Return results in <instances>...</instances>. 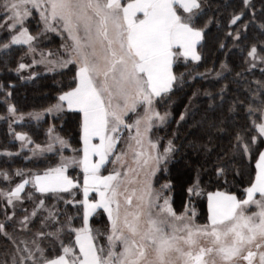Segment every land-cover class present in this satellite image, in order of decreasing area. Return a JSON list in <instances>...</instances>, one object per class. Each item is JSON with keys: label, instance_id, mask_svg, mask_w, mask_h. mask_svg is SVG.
Masks as SVG:
<instances>
[{"label": "snow or ice", "instance_id": "6c2138e0", "mask_svg": "<svg viewBox=\"0 0 264 264\" xmlns=\"http://www.w3.org/2000/svg\"><path fill=\"white\" fill-rule=\"evenodd\" d=\"M251 8L250 0H240L227 22V37L241 53L246 52L244 63L249 68L256 67L257 61L264 64V18L249 42L247 30L256 23V14L253 11L247 21L244 17ZM205 9L206 0H0V28L7 29V36L0 38L3 55L22 49L24 55L33 56L32 65H52L49 71L75 65L66 90L61 86L54 102L41 111L20 112L11 101L13 86L9 84L5 92V115L0 120H8L9 134L19 142L20 151L0 154L19 156L27 149L36 159L33 168H17L14 173L0 170V179L10 186L0 191L7 205L15 209L17 202L21 207L25 201L32 204L12 232L0 222L5 245L0 264H264V81H256L255 89L249 86L243 98L236 93L228 114L223 110L228 89L221 88V104H210L196 122L201 138L206 137L196 148L205 156L215 151L213 142L223 135L233 141L229 159L221 154L223 150L216 152L211 168L215 180L223 178L227 183L233 167L235 175H241L240 166H245L247 158L251 179L243 198L207 191L206 222L200 224L192 198L205 195L204 164L195 169L186 189L188 204L180 214L168 194L172 182L157 190L152 181L161 163L166 165L177 153L179 138L178 128L163 152L159 150V139L153 140L152 132L158 123H166L169 113L162 115L156 105L176 87L174 65L181 60L185 66L202 61L206 29L213 19L201 25ZM32 21L35 34L29 27ZM49 33L61 37L62 52L45 56L37 46ZM242 42L247 46H241ZM225 46L220 44L221 49ZM37 52L40 60L35 59ZM53 55L57 58L50 59ZM32 65L21 56L14 71L19 75ZM221 69L217 76L226 79L223 70L228 65L221 63ZM20 79L26 78L21 75ZM179 80L183 82V73ZM241 109L243 124L235 119ZM66 110L77 121L79 149L72 148L56 129L55 120ZM188 110L186 106L178 125L186 120ZM25 116L36 122L34 134H39L41 121H53L44 130L42 143L28 132L12 129ZM125 130L126 150L117 152ZM68 149L74 155L66 156ZM129 153L134 167L126 159ZM108 163L120 167L104 175ZM70 168L80 169L82 183L70 174ZM68 205L75 209V216L68 214ZM98 210L107 217L103 232L90 223L94 213L101 215ZM5 217L12 220L15 212ZM37 221L40 226L32 231ZM101 235L106 243L100 242Z\"/></svg>", "mask_w": 264, "mask_h": 264}, {"label": "trees", "instance_id": "16d2710c", "mask_svg": "<svg viewBox=\"0 0 264 264\" xmlns=\"http://www.w3.org/2000/svg\"><path fill=\"white\" fill-rule=\"evenodd\" d=\"M239 3L240 0H206V14L200 23L203 25L209 18L213 19L206 29L208 35L203 42L204 47L201 50L203 59L198 64L189 62L185 66L181 60L178 64L174 65V71L178 77L176 87L170 94L159 100V103L156 105L157 110L161 113L168 112L170 116L163 129V141L168 142L169 139L173 138V133L179 128V138L175 140L178 151L167 165V171L162 179L166 182H172L171 204L177 214H180L184 210L185 205L188 204L186 189L195 177V169L200 164H204L201 180L202 186L206 190L205 195L202 198L197 197L193 201L197 212L196 220L201 224L206 222L207 191L214 192L219 190L236 195L238 198H243L245 195L244 189L248 186L251 179L249 169L245 167L248 164L247 158L243 160V165L245 166H240L241 175L236 176V168L233 167L229 172L227 183L224 182L223 178L219 181L214 179V173L211 172V168L216 162V152L223 150L221 154L226 153L225 159H229L232 156L231 143L233 141L230 135L225 134L222 138L213 142L215 151L210 156H205L202 149L197 150L196 148L197 145L206 142V137L202 139L200 133L197 131L196 122L201 119L204 110L208 109L210 104L213 107L221 104L219 94L221 88L226 87L228 89L225 93L226 99L223 101V110L225 114H228V108L236 98V93H239L243 98L248 95L247 88L249 86L255 89L257 87L256 81H264V71H262L264 64H261L256 69L248 70L247 65L244 63L246 52L241 53V48L235 46V42L230 37H227V32L229 31L227 26L228 19L234 10H238ZM250 3L253 5V8L247 10L244 21L249 20L254 11L256 23L247 30L249 42L256 37L259 31L258 25L261 19L264 18V0H250ZM0 23H3V21H0ZM29 27L35 34L36 26L31 23ZM240 30L243 32V27ZM4 37L6 35H0V38ZM53 40L56 41L54 38ZM221 43L226 45L223 49L220 47ZM42 46H47L46 49H50L52 48V43ZM241 46H247V42H242ZM21 56H23L25 62L24 51L19 48L11 51L7 56L0 52V86H3L0 88V116L5 115L3 99L5 92L9 90V84L13 86L11 89L13 93L11 97L12 103L16 105L20 112L28 113L41 111L50 102H54L60 87L63 86L66 90L74 75L75 67L70 66L60 72L36 76L30 81H22L20 75L14 71ZM5 61H7V66H5ZM221 63L228 65V70H223V76H226V79L217 76V72L222 71ZM10 69L13 71H10ZM181 73H183L182 83L179 80ZM237 73H240L239 77ZM194 92L197 93L196 96H193ZM206 93H210L211 97H215V99L213 100ZM186 106L189 108L186 120L180 122L178 125L177 122L180 120V114L185 112ZM235 119L241 124L246 122L243 109L235 114ZM52 122L51 118L41 121L39 134H34L36 122L15 125L12 129L14 131L22 130L28 132L37 143H42L45 140L44 130ZM55 126L60 135L70 141L72 148L79 149L81 147L79 129L73 113L66 110L59 119L55 120ZM13 139L14 137L9 134L8 120H0V153H4L5 150L14 154L20 151L19 143ZM65 155L72 156L74 153L71 149H68L65 151ZM26 156L31 158L33 162L29 163L25 159ZM35 159L27 149L19 156L13 155L9 157L0 154V170L14 173L17 168H33L35 166ZM54 159H58V157ZM198 161L200 164L197 163ZM252 171L254 174V161L252 163ZM69 172L73 177H78L82 183V175L77 169H69ZM210 177H212L211 182H209ZM13 179L14 181H18L19 178L13 177ZM9 187L5 181L0 179V191H6ZM27 188L31 190V186H27ZM22 195H26V193ZM37 195L39 194L37 193ZM61 195L66 196L67 194ZM59 207L64 209L65 205L63 201H60ZM31 208V202L25 201L23 207L15 211L21 217L25 214V209L29 211ZM67 208L69 215H76L75 209L71 205H68ZM10 210L6 205L4 197L0 196V222L7 223L8 231L12 232L14 228H18V225L6 219L5 213L9 216ZM99 212L101 215L97 216L95 214L90 219V223L93 228H99L103 231L107 220L102 211ZM39 226V221H37L32 231H35V228ZM28 235H31V233H28ZM4 247V241L2 236H0V250ZM3 259L4 257L0 255V260Z\"/></svg>", "mask_w": 264, "mask_h": 264}, {"label": "rangeland", "instance_id": "374dc122", "mask_svg": "<svg viewBox=\"0 0 264 264\" xmlns=\"http://www.w3.org/2000/svg\"><path fill=\"white\" fill-rule=\"evenodd\" d=\"M125 2H126V0H125ZM32 23L36 26V22H35V21H32ZM0 35H6V36H7V29L0 28ZM65 35H66V34H65ZM53 38L56 39V41L53 40ZM49 43H52V48H50V49H46L47 46H46V47L42 46V45H44V44H49ZM53 43H54V44H53ZM62 43H63V40L61 39L60 36H58V35L55 34V33H49V34H47V36L41 38V41H40V43L38 44L37 47H38V49H39L40 51H42V52L44 53L45 56H47L48 52H50V51H51L53 54H56V53H58V52H62V49L60 48V45H61ZM48 48H49V47H48ZM40 58H41V57H40V54H39V52H37V54L35 55V59H36V60H40ZM56 58H57L56 55H53V57H50V59H56ZM32 59H33V56H32L31 54H29V55H25V63H27V64H29V65H32ZM249 59H250V58H249ZM246 65H247L248 70H253V69L258 68L261 64L257 61V66H256V67H252V68H249V65H248V64H246ZM70 66H74V67H75V65H68V66L65 67V68H60L59 66H57V67L54 68V70L49 71L48 68H51L52 65H47V66H46V65H44V64H36V65H32L30 68H26V69H24L19 75H20V76L22 75L23 77L26 78V79H22V81H30V80H32L33 78H35L36 76H41V75H47V74H51V73H55V72H60V71H62V70H65V69L69 68ZM32 73H35L36 75H35V76H32ZM28 77H31V79H28ZM158 111H159V110H158ZM159 112H160V111H159ZM160 113H161V112H160ZM164 113H165V112H163V113H161V114L163 115ZM167 113H168V112H167ZM169 118H170V116L168 115L166 123H164V124H159V123H158L157 126L154 127L153 132H152V139H153V140H157V139H159V150H160L161 152H163L164 146H166L167 143H168V142H166V141H163V129H164V127L166 126V124H167ZM25 121H27V123L35 122V121H29L27 116H25ZM25 121H20V122H18V123H14V124L12 125V128H13L15 125L25 124ZM133 131H134V130H133ZM122 135H123L124 139L120 141L119 146H118V148L116 149L117 152L125 151V150H126V142H127V138H128V131L125 130V131L122 133ZM13 140L15 141V139H13ZM17 142H18V141H17ZM18 143H19V142H18ZM69 156H71V155H69ZM112 159L115 160L116 157L113 156ZM126 159H127V161H128L129 166H133V167H134V165L132 164V160H131V153H129V155H128V157H126ZM170 161H171V159L167 162L166 165L162 162L161 165H160V170L156 173V176L152 178L154 188L157 189V190L160 189L161 185H164V184L166 183V181H164V180H162V179H163V177L165 176V172H166L164 169L167 168V165L169 164ZM197 163L200 164L199 161H198ZM119 167H120L119 164L108 163V164L106 165V169L103 170V174H104V175H107V174H109V171H110L111 169H113V168H117V169H118ZM70 169H72V168H70ZM76 169H77L78 172L81 173V175H82V172L80 171V169H78V168H76ZM130 175H131V173H130ZM168 194H169V196L171 197V192L168 193ZM90 195H95V194L92 193V194H90ZM81 198H82V194H81ZM4 199H5V198H4ZM196 199H197V197H193V198H192L193 201L196 200ZM5 202H6V205H7V201H6V199H5ZM7 206H8V205H7ZM8 207L11 209V210H10V215H9V216H12L13 212H15V218L12 219L11 221H13V222L17 225V221L23 217V216H21V217L18 216L17 213H16V211H15V210L21 208V207H20V204H19V202H17V207H16L15 209H13L11 206H8ZM191 207H192V205H189V208H190V209H191ZM30 211H31V210H29V212H30ZM98 211H102V210H98ZM182 212H184V210H183ZM182 212H181V213H182ZM94 215H95V213L93 214V216H94ZM93 216H92V217H93ZM104 216L106 217V214H104ZM92 217H90V219H91ZM106 220H107V217H106ZM196 222L199 223L197 220H196ZM200 224H201V223H200ZM94 229H96V228H94ZM101 231H102V230H101ZM102 232H103V231H102ZM99 240H100V242H104V243H106V240H105V238H104L103 235H101V237L99 238Z\"/></svg>", "mask_w": 264, "mask_h": 264}]
</instances>
